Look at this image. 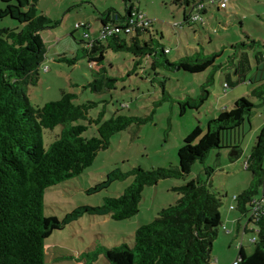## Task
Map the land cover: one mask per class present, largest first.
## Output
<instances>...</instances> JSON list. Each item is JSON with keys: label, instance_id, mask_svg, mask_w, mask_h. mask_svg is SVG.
<instances>
[{"label": "trees", "instance_id": "obj_1", "mask_svg": "<svg viewBox=\"0 0 264 264\" xmlns=\"http://www.w3.org/2000/svg\"><path fill=\"white\" fill-rule=\"evenodd\" d=\"M0 1L3 5L0 7V19L8 17L17 23L14 27L0 28V264H45V240L54 230L64 228L84 214L109 215L115 220L131 218L139 212L145 186L154 185L162 179L185 178L196 161L204 163L209 152L216 148L228 147L236 152L235 157L239 156L241 149L235 135L256 106L245 96L235 100L230 109L225 108L216 118L208 120L204 133L196 125L184 137L177 152V165L151 169L133 166L128 171L115 168L90 191L97 192L131 175L132 182L119 196L107 197L97 206H78L61 219L46 216L43 212V192L47 187L80 175L91 165L97 152L109 146L112 135L129 127L137 130L141 125L153 122L155 109L146 115L122 114L117 109L108 119H103L104 110H101L96 119H91L88 118V111L97 103H75V95L66 91H61L57 100L48 101L40 107L32 106L27 88L38 82V67L46 54L40 32L57 26L59 21L38 13L29 0ZM177 1L185 5L183 22L188 24L202 22L207 5L224 9L207 0ZM203 1L204 8L198 9L197 3ZM122 2L123 13L109 7L98 17V32L107 23L114 24L117 31L104 40H80L85 43L80 55L70 59L65 56L57 58L73 65L80 57H86L94 64L92 80L86 85L90 90L104 92L116 87L118 77L109 75L105 66L108 49L128 51L133 55V67L128 75L141 69L148 59L155 74L160 65L189 73L216 67L215 59L221 51L211 54L196 51L191 56L170 61L166 57L168 50L149 30L150 23L135 27L133 32H125V24L132 11L140 8L132 0ZM196 12L202 20L193 22L191 15ZM78 28L88 30V25ZM86 30L84 33H87ZM260 46L264 47V41L254 39L231 45L232 53L228 60L235 80L227 77L224 87L235 86L248 79L253 84L250 95L264 104V52L259 50ZM213 80L211 73L196 98L179 102L181 113L187 107L198 109L208 99L209 91L205 85L213 83ZM86 119L97 124L96 136L84 137L82 133L87 126L75 123ZM58 124L62 125L60 134L45 148L43 130ZM263 162L264 123L249 155V185L232 197L235 202L233 208L229 206L238 216V234H255L252 236L254 239L249 241L253 244L250 253L246 252L241 240L238 242L235 264H264V211L256 217L251 216L254 202L264 197ZM204 170L206 180L193 178L172 188L179 195L178 199L162 207L153 220L140 225L131 246L123 243L101 247L90 258L102 253L109 264H211L213 241L219 229L225 230V227L220 214L222 200L211 189L214 169L205 166ZM240 219H246L252 226L249 229L244 226L240 230Z\"/></svg>", "mask_w": 264, "mask_h": 264}, {"label": "rangeland", "instance_id": "obj_2", "mask_svg": "<svg viewBox=\"0 0 264 264\" xmlns=\"http://www.w3.org/2000/svg\"><path fill=\"white\" fill-rule=\"evenodd\" d=\"M29 1L35 5L38 13L59 21L57 26L40 32L46 54L38 67V82L27 88L32 106L40 107L48 101L57 100L61 91H66L75 95V103H97L88 111V118L91 119H96L101 110H104L103 119H108L117 109L122 114L135 115H146L155 109L153 122L143 124L137 130L129 127L112 135L109 146L100 149L91 165L80 175L47 187L43 192V212L46 216L61 219L78 206H97L107 197L119 196L132 182L131 175L97 192L90 191V188L104 180L106 174L115 168L128 171L133 166L151 169L177 165L178 149L184 137L196 125L204 133L208 120L216 118L221 110L230 109L234 101L242 96L248 97L256 105L235 135L241 148L238 157L232 155L233 151L228 147L216 148L209 152L204 163L196 161L185 178L162 179L154 185L145 186L139 212L131 218L115 220L109 215L84 214L64 228L54 230L45 240V264H109L102 253L95 258L90 256L101 247L123 243L131 246L136 229L153 220L162 207L178 199L179 195L173 187L193 178L207 179L205 166L214 169L211 189L222 200V225L226 224L231 231L226 233L223 228L219 229L212 244L211 264L232 263L238 255L240 240L246 252H252L253 244L249 241L255 234H237L226 219L228 213L237 215L235 210L229 209L230 205L235 204L232 197L246 189L251 179V173L244 168V163H249L251 148L264 123V104L250 95L253 84L248 79L235 86L224 87V83L228 81L227 77L235 80L228 60L232 53L231 45L250 39L264 41V0H227L224 9L207 5L203 21L195 24L183 22L185 5L177 0H132L150 20L149 30L168 50L166 57L170 61L191 56L196 51L221 53L215 59V68L209 67L198 73L170 70L160 65L155 74L148 59L141 69L128 75L133 67V55L128 51L108 49L105 52V66L108 74L117 76L118 81L114 89L104 92H94L86 86L92 80V69L95 68L86 57H80L73 65L57 58L65 56L70 59L81 54L85 43L80 40L87 41L88 38L84 36L86 29H76V23L87 24L86 32L94 39L98 32L99 13L109 7L123 13L122 0ZM0 7H3L1 1ZM16 24L8 17L0 19V28L14 27ZM259 50L264 52V47L260 46ZM211 73L214 75L213 83L205 85L209 91L208 99L198 109L187 107L181 113L179 102L196 98ZM75 123L87 126L82 133L84 137L97 135L96 123H89L88 119ZM61 129L62 125L58 124L52 129L43 130L45 148L60 134Z\"/></svg>", "mask_w": 264, "mask_h": 264}, {"label": "built area", "instance_id": "obj_3", "mask_svg": "<svg viewBox=\"0 0 264 264\" xmlns=\"http://www.w3.org/2000/svg\"><path fill=\"white\" fill-rule=\"evenodd\" d=\"M207 2H215V0H207ZM227 0H217V4L221 7V8H225L227 6ZM197 8L198 9H203L204 8V4L205 1L203 2H198L197 3ZM198 20H202V17L200 16V14L198 12L194 13L191 15V21L195 22ZM150 23V20L146 18V15L140 11L139 9L132 11L131 16L128 18L126 24H125V28L124 31L125 32H133L135 27L139 26V25H145L148 26ZM86 26L85 23L81 22V23H76L75 27H84ZM115 31H117V29L115 28L114 24H104L99 32L97 33V36L94 39H98V40H104L108 35L114 33ZM84 36L88 38V40H93L92 38H90V36L87 33H84ZM226 86V84H225ZM244 168L247 169L248 168V162L245 161L244 163ZM230 208H233V206L231 205ZM260 211H264V197L257 199L254 202V205L252 207V212H251V216L252 217H256L258 215V213ZM254 238L252 237L251 240H253ZM236 261L233 262V264H235Z\"/></svg>", "mask_w": 264, "mask_h": 264}, {"label": "crops", "instance_id": "obj_4", "mask_svg": "<svg viewBox=\"0 0 264 264\" xmlns=\"http://www.w3.org/2000/svg\"><path fill=\"white\" fill-rule=\"evenodd\" d=\"M216 1V3H217V0H215ZM139 8V7H138ZM241 149V148H240ZM237 215H233V214H231V213H228V216H227V219H226V223L229 225V226H231L234 230H235V232L238 234V230H236V228H237V224H238V221H237ZM233 221H234V223H233ZM239 225H241L240 227V230H242L243 228H244V226H246L248 229L250 228V224L247 222V220L246 219H240L239 220ZM223 226L225 227V232L226 233H231V231L230 230H228L227 229V225L226 224H223ZM234 261V260H233ZM233 261H232V263H233ZM231 264V263H230Z\"/></svg>", "mask_w": 264, "mask_h": 264}, {"label": "water", "instance_id": "obj_5", "mask_svg": "<svg viewBox=\"0 0 264 264\" xmlns=\"http://www.w3.org/2000/svg\"><path fill=\"white\" fill-rule=\"evenodd\" d=\"M236 154V152H233L232 155Z\"/></svg>", "mask_w": 264, "mask_h": 264}]
</instances>
